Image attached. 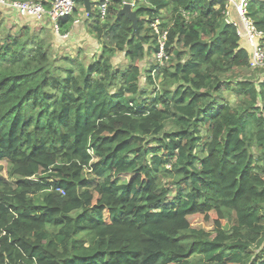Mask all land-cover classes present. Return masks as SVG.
<instances>
[{"label":"trees","instance_id":"obj_1","mask_svg":"<svg viewBox=\"0 0 264 264\" xmlns=\"http://www.w3.org/2000/svg\"><path fill=\"white\" fill-rule=\"evenodd\" d=\"M111 4L93 64L0 8V263L264 264V76L236 25L213 41L227 1L145 0L141 38ZM247 16L264 33V0Z\"/></svg>","mask_w":264,"mask_h":264},{"label":"crops","instance_id":"obj_2","mask_svg":"<svg viewBox=\"0 0 264 264\" xmlns=\"http://www.w3.org/2000/svg\"><path fill=\"white\" fill-rule=\"evenodd\" d=\"M35 1L40 2L47 10L51 8L52 2H53V0L51 1L50 0H35ZM123 1H124V4L126 3L134 4L136 8L145 2V0H123ZM234 1L237 3L240 0H234ZM18 2H21V1H18ZM45 3L48 4L49 7H47ZM8 10H12V9H8ZM134 10L136 11L135 8ZM1 11L4 12L5 19L8 18L5 15L7 12V9L1 8ZM10 12H13L15 14L17 13L15 10H12ZM90 15H98L100 17V14L97 8L93 4H92L91 12L87 13L84 7V4L82 3V5H80L78 9L75 10V13L73 17L70 19V21L60 20L58 22V28H59L58 31L55 30L53 24H51L47 18H44L42 20H36L35 18L31 16L21 17L18 14V15H15L16 16L14 18L15 21L10 22L8 18L6 22H7L8 27H10L11 25H15L14 30L27 26L31 29L32 32L42 33V35L44 36V38H46V40H48L46 34L49 33L50 35L51 33V36H53L55 40L54 42L55 46L59 47L60 44H66L70 46V49H73L75 51L77 50V52L71 53L74 56H69V57L81 58L85 60L87 64H93L96 61H98L99 58L102 56V46L100 42L95 38V36L91 33V30L89 28L92 22V17ZM167 16H168V13L166 14V17ZM105 20H102L100 17L101 24H104ZM227 20L229 21L230 24L232 23L236 25L238 28V31L243 33L244 25L242 24L236 12V8L233 4L228 8V19ZM70 24L71 26H69ZM66 34H68V38L65 39L62 36ZM240 38H241V41H240L241 48L247 50L250 54H252V49L250 48V45L247 43V40L244 38V36L242 37L240 36ZM50 46H51V43H50ZM125 55H126L125 53L115 54V56L112 58L113 65L118 66V67L125 66L128 63ZM152 59L153 58H151L150 61H152ZM141 67H145V65L141 64ZM144 81L145 79H143V82Z\"/></svg>","mask_w":264,"mask_h":264},{"label":"built area","instance_id":"obj_3","mask_svg":"<svg viewBox=\"0 0 264 264\" xmlns=\"http://www.w3.org/2000/svg\"><path fill=\"white\" fill-rule=\"evenodd\" d=\"M111 1L112 0H90V2L97 8L102 20L107 18ZM226 1L228 3V8L232 4L235 6L236 12L244 25V34L240 31H238V34L241 37L244 36L252 49L250 61L252 69L264 70V33L258 31L254 23L247 16V7L251 0H240L237 3L234 0ZM132 6L133 8H136L134 4H132ZM0 8L15 10L21 17L31 16L36 20L47 18L52 21L55 30L58 31V22L74 15L76 2L73 0H53L51 8L47 10L40 2L35 0L25 2L0 0ZM160 26L161 21L159 19H156L150 25L155 35L158 36L159 52L156 54V60L158 62L157 65L162 66L165 61L168 60L165 50L167 31L162 32ZM62 37L66 39L68 38V34L63 35Z\"/></svg>","mask_w":264,"mask_h":264},{"label":"rangeland","instance_id":"obj_4","mask_svg":"<svg viewBox=\"0 0 264 264\" xmlns=\"http://www.w3.org/2000/svg\"><path fill=\"white\" fill-rule=\"evenodd\" d=\"M79 6L80 5L76 4L75 10L78 9ZM10 11H12V10L7 9V12L5 15L9 18L10 22H13V21H15V19H14L16 17L15 15H18V14L17 13L15 14V13L10 12ZM166 14H167V12H163L162 15H166ZM72 17L73 16L67 17V18H64L62 20H69L70 21V19ZM8 18L4 19L5 25H7L6 21L8 20ZM49 21L51 24H53L51 20H49ZM10 28L15 29V25H11ZM46 36L49 40L48 41L49 44L51 43V52L53 54L62 57V56H67V55L68 56H74L71 53L77 52V50L75 51L73 49H70V46H68L66 44H60L59 47L55 46V44H54L55 40H54V37L51 36V33H50V35H49V33L46 34ZM156 64H158L157 60H156ZM261 73H262V76H264V70L261 69ZM159 87L161 88V84H159ZM0 178L8 180V181L13 182V183H16L19 181L18 177L11 178L9 176V167L7 166V164L5 162L0 163ZM119 181L124 182V181H126V179H125V177H123V178L119 179ZM229 219H230V215H229ZM189 222L191 224V227L194 229H203L207 232H212V230H213V223L211 221L210 222H204V221L200 220L197 216L189 217ZM229 228H230V226L226 227V230H229Z\"/></svg>","mask_w":264,"mask_h":264},{"label":"water","instance_id":"obj_5","mask_svg":"<svg viewBox=\"0 0 264 264\" xmlns=\"http://www.w3.org/2000/svg\"><path fill=\"white\" fill-rule=\"evenodd\" d=\"M73 1L76 2L78 0H73ZM80 1H82V3L84 4L87 13H90L92 9V3L90 2V0H80ZM118 17H126L132 23V28H133L132 38H141L139 31L140 17L137 15V12L134 10L131 3L124 4L123 8L118 13ZM228 24L229 21L227 19H224L222 21L220 29L217 31L213 41H216L220 37V35L222 34V32L224 31L225 27ZM206 43H207L206 41L201 40L196 44L205 45Z\"/></svg>","mask_w":264,"mask_h":264},{"label":"bare ground","instance_id":"obj_6","mask_svg":"<svg viewBox=\"0 0 264 264\" xmlns=\"http://www.w3.org/2000/svg\"><path fill=\"white\" fill-rule=\"evenodd\" d=\"M248 43V42H247Z\"/></svg>","mask_w":264,"mask_h":264}]
</instances>
